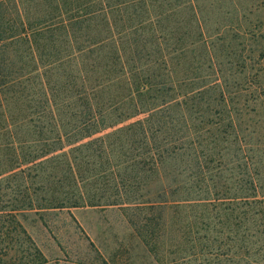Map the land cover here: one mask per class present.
Segmentation results:
<instances>
[{"label": "trees", "instance_id": "16d2710c", "mask_svg": "<svg viewBox=\"0 0 264 264\" xmlns=\"http://www.w3.org/2000/svg\"><path fill=\"white\" fill-rule=\"evenodd\" d=\"M244 2L0 0V264L47 263L18 216L84 208L128 210L157 264H264Z\"/></svg>", "mask_w": 264, "mask_h": 264}, {"label": "rangeland", "instance_id": "374dc122", "mask_svg": "<svg viewBox=\"0 0 264 264\" xmlns=\"http://www.w3.org/2000/svg\"><path fill=\"white\" fill-rule=\"evenodd\" d=\"M247 2L259 5L248 21H264V2ZM247 2L244 3L248 6ZM224 10L228 11L226 7ZM254 31L257 36L261 33L258 29ZM251 48L258 56L259 50H264V40ZM129 216L128 210L119 208H84L40 215L27 212L18 216V220L46 258V264H157L158 259L147 252L142 239L133 235ZM174 238L172 234V243Z\"/></svg>", "mask_w": 264, "mask_h": 264}]
</instances>
